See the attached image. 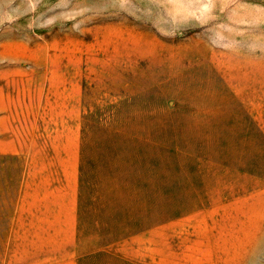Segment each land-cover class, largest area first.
Instances as JSON below:
<instances>
[{
	"label": "rangeland",
	"instance_id": "1",
	"mask_svg": "<svg viewBox=\"0 0 264 264\" xmlns=\"http://www.w3.org/2000/svg\"><path fill=\"white\" fill-rule=\"evenodd\" d=\"M0 264H264V0H0Z\"/></svg>",
	"mask_w": 264,
	"mask_h": 264
}]
</instances>
